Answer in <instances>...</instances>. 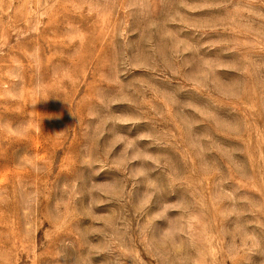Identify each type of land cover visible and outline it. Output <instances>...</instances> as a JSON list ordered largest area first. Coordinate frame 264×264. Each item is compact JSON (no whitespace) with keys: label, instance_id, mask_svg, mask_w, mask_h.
I'll return each instance as SVG.
<instances>
[{"label":"rangeland","instance_id":"obj_1","mask_svg":"<svg viewBox=\"0 0 264 264\" xmlns=\"http://www.w3.org/2000/svg\"><path fill=\"white\" fill-rule=\"evenodd\" d=\"M0 264H264V0H0Z\"/></svg>","mask_w":264,"mask_h":264}]
</instances>
